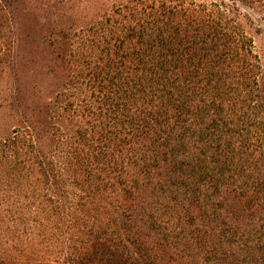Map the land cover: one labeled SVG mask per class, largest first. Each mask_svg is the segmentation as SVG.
<instances>
[{
  "label": "trees",
  "instance_id": "16d2710c",
  "mask_svg": "<svg viewBox=\"0 0 264 264\" xmlns=\"http://www.w3.org/2000/svg\"><path fill=\"white\" fill-rule=\"evenodd\" d=\"M252 2L0 0V264H264Z\"/></svg>",
  "mask_w": 264,
  "mask_h": 264
},
{
  "label": "rangeland",
  "instance_id": "374dc122",
  "mask_svg": "<svg viewBox=\"0 0 264 264\" xmlns=\"http://www.w3.org/2000/svg\"><path fill=\"white\" fill-rule=\"evenodd\" d=\"M13 4L19 5H25L30 8H37L46 10L48 9L49 12L42 15L40 19H37V21L40 23V25L52 21L55 19H61V21H65L66 23H71L72 21L84 17L88 15H91V13H96L98 11L106 10L107 8H110L112 5H118L120 3H124L127 0H11ZM261 5H260V4ZM242 11L247 13L248 16V26L251 27L249 29V32L254 40V47L257 53L261 56L262 62L264 64V33H257V29H264V0H254V2L249 3L248 5H242ZM21 23L22 30L27 31L29 28L31 30L36 29L34 26V19H22L19 18ZM25 23V25H23ZM27 23V24H26ZM67 23V24H68ZM30 31V30H29ZM22 33V31H20ZM45 30H41V34H44ZM25 34V33H22ZM30 41V40H28ZM26 41V42H28ZM40 40L35 41L34 45L30 46L28 44V48L31 50H36L37 53L40 55L35 56L34 63L36 64V67L41 70V72L44 71L45 67V59L42 58L41 54V45ZM41 83L44 88H46L48 85H50L54 78L53 77H41Z\"/></svg>",
  "mask_w": 264,
  "mask_h": 264
}]
</instances>
